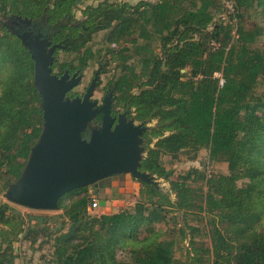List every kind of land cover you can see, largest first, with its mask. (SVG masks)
<instances>
[{
	"label": "trees",
	"instance_id": "16d2710c",
	"mask_svg": "<svg viewBox=\"0 0 264 264\" xmlns=\"http://www.w3.org/2000/svg\"><path fill=\"white\" fill-rule=\"evenodd\" d=\"M84 1L0 0V190L22 175L44 123L35 63L19 37L18 27L25 24L18 17L46 29L63 45L56 50H78L103 30L107 41L120 44L108 49L117 70L110 82L115 106L132 108L145 125L156 121L145 131L147 154L140 169L170 188L138 180L133 208L99 215L88 212L94 198L88 186L61 197L60 216L27 218L2 203L0 249L6 247L0 264L16 257V242L36 244L31 235L38 231L53 235V264H180L188 231L193 242L192 231L200 228L191 225L192 217L207 219L211 245L189 254L191 264H264V94L256 91L264 78V47L256 46L264 35V0H234V26L211 24L220 9L216 0L134 6L103 0L87 5L85 17L75 22L74 8ZM91 53L88 49L81 62ZM55 63L56 58L52 70ZM66 69L73 70L68 62L55 74ZM202 148L211 161L227 162L229 172L209 176L193 167L176 175L164 163V156L177 159L182 152L195 159ZM64 217L66 231L64 221L57 229L50 226ZM119 250L127 259L119 258Z\"/></svg>",
	"mask_w": 264,
	"mask_h": 264
},
{
	"label": "water",
	"instance_id": "95a60500",
	"mask_svg": "<svg viewBox=\"0 0 264 264\" xmlns=\"http://www.w3.org/2000/svg\"><path fill=\"white\" fill-rule=\"evenodd\" d=\"M25 25L32 20L18 17ZM19 37L29 49L35 63V84L42 96L43 131L32 147L22 175L6 190L14 204L36 210H58L62 196L75 189L97 185L109 176L130 173L149 183L154 176L140 169V136L148 126L128 120L121 114L117 124L111 115V102L97 107L91 99L98 80V72L83 97L70 98L67 93L79 84L81 77L69 72L53 73L54 52L63 47L43 34ZM103 112L102 125L92 129L89 124Z\"/></svg>",
	"mask_w": 264,
	"mask_h": 264
},
{
	"label": "rangeland",
	"instance_id": "374dc122",
	"mask_svg": "<svg viewBox=\"0 0 264 264\" xmlns=\"http://www.w3.org/2000/svg\"><path fill=\"white\" fill-rule=\"evenodd\" d=\"M100 1L103 0H86L83 3L79 4L78 7L74 8V15H75V22H80L84 17V9L86 8L87 5L93 4L96 5ZM116 1V0H113ZM123 3H129L130 5L134 6L137 5L138 3L145 1V2H156L157 0H117ZM217 5L220 6V9L215 11L213 15V19L211 24L213 25L214 23H222L224 25L226 24H232L234 26V20L231 19V15L234 12L235 9V2L234 0H216ZM223 8V9H222ZM12 22V19H11ZM235 31H233L234 33ZM107 30L99 31L97 33H93L85 46L79 48L78 50H56L55 52V58H56V63L54 65L53 72L54 73H61V65L65 62H68L70 66L72 67V72H75L77 69L82 70L83 72V77L81 80V83L75 88V92L79 94H83L86 90V87L89 85L91 82L92 78L95 75V72L97 70L101 69V66L104 65L106 68L103 69V71L100 74V80L97 84L96 90L94 91V95H92V99L98 101V103H102L104 100V94L107 91L108 87L110 86V82L115 76L117 70H116V63L111 60V54L108 52L109 48L117 47L119 45L114 44L110 41H107ZM127 44L126 42H124ZM213 45H218L217 42H213ZM155 46L157 49V52H159V45L158 42H155ZM256 46L259 47H264V35L260 37L258 40ZM89 50L92 51L91 54L87 57V59L83 62H81V58L85 56L86 52ZM64 71V70H63ZM62 71V72H63ZM71 72V73H72ZM218 77L221 78V83L224 82L223 76L221 73L216 74ZM256 91L258 94H264V78H261L257 84ZM117 110H121L122 107H116ZM133 109H131V117L128 118V120L133 119ZM98 121V120H97ZM156 121H153L152 123H149L147 126L148 128L153 126ZM136 124H140V122L135 120ZM99 123L94 121V125L99 126ZM93 125V123H91ZM148 131V130H147ZM146 133L142 136L141 142L139 144V147H141L142 152H141V157L142 160L145 158L147 154V137ZM141 160V161H142ZM164 163L168 168H172L175 171V174L179 173H185L188 171L190 168L193 167H198L207 175L211 176L212 174H227L229 172L228 170V163L224 161H211L209 158V151L207 148H202L197 157L195 159H192L191 153L188 152H182L179 155V158L173 159L170 156H164L163 158ZM117 178H123V177H128L129 180H125L124 178L121 180V182L116 184L115 189L113 190L114 192V197L117 200V204L113 207V210L120 211L122 209H129L133 208L138 200V194L141 189V184L138 181L139 179L135 178L132 174H120L118 176H115ZM154 180L157 182L158 185H160L165 191H167L170 188V184L168 182H165L163 179H158L156 176H154ZM115 179V178H114ZM111 178H108L106 182L111 181ZM243 181L240 182L242 184ZM125 184L129 185L128 189L126 190L127 193L120 192V187L124 186ZM90 193L94 194V190L92 186H88ZM7 190V189H6ZM6 190L1 191L0 190V204L8 202L12 207L20 211L24 216L29 218L30 216L32 217H40V216H60L63 215L64 210L59 208L58 210H36V209H30L27 207H23L17 204H14L10 202L6 196ZM112 193H110L111 195ZM174 197V196H172ZM97 198L98 197H94ZM100 202V200H99ZM111 202V200H110ZM63 203L67 204L69 203V200H64ZM101 204V203H100ZM104 210V207L99 205L96 209H91L90 205L88 207V212L90 215H99L102 214ZM172 216L175 214H171ZM193 219L190 221L191 225L199 226V231H192L193 235H195L193 242L191 241L190 233L191 230L188 232V237L186 240V243H183L181 248L183 250L184 254V262H181L180 264H191V255H193V252H196L198 249H206L211 245V239L209 236V226L206 223L207 219L203 220H196L195 217H192ZM35 218L30 222V223H35ZM62 221H64V227H62V231H66L68 226H69V219L64 217V219L59 218L58 223L57 221L55 222H50V226L54 227L57 229L56 225H62ZM171 223H173L171 221ZM219 225L224 228V229H229L231 228L226 221H219ZM0 227L2 225L0 224ZM161 228L163 229H168L167 225L161 224ZM260 229L264 230V218L261 221ZM172 231V230H171ZM170 231V232H171ZM176 231V230H174ZM175 234L174 232H172ZM177 234V233H176ZM32 237H35L37 240L36 244H31L30 241H18L14 244V251L16 256L20 255L18 258H14L9 263L11 264H53L52 263V254L54 251V240L53 235L51 236H46L44 232L38 231L37 233H33L31 235ZM3 238V237H2ZM0 241H1V236H0ZM44 241V242H43ZM43 242V243H42ZM42 243V244H41ZM6 244L2 246L0 251H3L5 249ZM206 251V250H205ZM203 250V255L207 257V254ZM181 253V250H177V256L179 257ZM24 255V256H22ZM118 256L121 259H127V254L123 250L118 251ZM24 257V258H23ZM211 262H207L208 264ZM179 264V263H178Z\"/></svg>",
	"mask_w": 264,
	"mask_h": 264
},
{
	"label": "flooded vegetation",
	"instance_id": "af4514ba",
	"mask_svg": "<svg viewBox=\"0 0 264 264\" xmlns=\"http://www.w3.org/2000/svg\"><path fill=\"white\" fill-rule=\"evenodd\" d=\"M18 30H19L21 33H25V32H27V33H31V34H32V35H31L32 37L35 36V35H37V34L42 33L44 38H48V39L51 41V44L48 46V48H50L53 44H55V42H54L53 39H52V38H53L52 35H51L49 32H47L46 29H43L42 27H39L38 25H36V24H34V23H33V24H30V25H22V24H21V25L18 27ZM55 52H56V50H55ZM55 52H54V60H55V57H56V56H55ZM103 69H104V65L101 66V69H100V70H97V71L95 72V75H94V77L92 78V80H93V79L95 78V76H96V73L98 72V80H97V83H96V85H95V89L93 90V95H94V91L96 90L97 84H98V82H99V80H100V74H101V72L103 71ZM65 72H69V74H70V78H71L75 73H78L77 75L80 76V77H81V80H82L83 72H82V70H80V69H77L75 72H72V73H71L68 69H66V70L64 71V73H65ZM64 73H62L61 75H63ZM61 75H60V76H61ZM81 80H80L79 84L81 83ZM92 80H91V82H92ZM91 82H90L89 85L86 87V90H85V92H84L83 94H79V93H76V92H75V88L79 85V84H78V85H76L74 88H72V89L67 93V96L70 97V98L83 97L84 94H85L86 91H87V88L90 86ZM91 99H92V96H91ZM106 99H110V102H111V115H112V117H115V118H116L114 124H117V122H118L119 117H120L121 114H126L125 117H127V118L131 117V109H132V108H129V107H126V106H122L121 110H117V108H115V105H116V97H115V94L113 93V90H112V87H111V86H109L108 89H107V91L105 92L103 102H102V103H98V101H97V105H96V106H97V107H101L102 105H104ZM95 101H96V100H95ZM103 115H104V113H103L102 111L98 113L97 117L91 122V123H93V125H91V123L89 124V128H88L89 132H90L92 129H94V128H99V127H101V125H102V118H103ZM97 120H98V121H97ZM94 121H96L97 123H99V124H98L99 126L94 125ZM148 124H149V123H148Z\"/></svg>",
	"mask_w": 264,
	"mask_h": 264
},
{
	"label": "crops",
	"instance_id": "0c3cea01",
	"mask_svg": "<svg viewBox=\"0 0 264 264\" xmlns=\"http://www.w3.org/2000/svg\"><path fill=\"white\" fill-rule=\"evenodd\" d=\"M124 174V173H123ZM125 174H129V173H125ZM120 175V174H118ZM118 175H113V176H109L107 178H104L102 180H100L98 182L97 185H95V188L92 189L94 190V197H98V199L100 200V205L102 207H104V210H103V213H114V212H117L116 210H113V207L117 204V200L118 199H115V197L113 196L114 195V192L113 190L115 189V186L116 184L119 185V183L121 182V180L124 178L125 180H129L128 177H121V178H117L115 176H118ZM108 178H111L112 180L111 181H108L106 182V180ZM115 178V179H114ZM129 185L125 184L123 187L121 186L120 187V192H126V190H129L128 187ZM110 193H112L110 195ZM111 200V202H110ZM20 255H17L16 258H18ZM24 256V255H22ZM24 258V257H23Z\"/></svg>",
	"mask_w": 264,
	"mask_h": 264
},
{
	"label": "built area",
	"instance_id": "2783aa9c",
	"mask_svg": "<svg viewBox=\"0 0 264 264\" xmlns=\"http://www.w3.org/2000/svg\"><path fill=\"white\" fill-rule=\"evenodd\" d=\"M99 205H100L99 199L93 198V202L90 205L91 209H96L97 207H99Z\"/></svg>",
	"mask_w": 264,
	"mask_h": 264
}]
</instances>
